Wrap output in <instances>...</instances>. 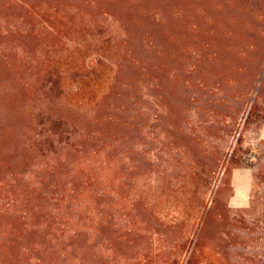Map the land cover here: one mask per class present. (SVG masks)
<instances>
[{"label": "rangeland", "instance_id": "obj_1", "mask_svg": "<svg viewBox=\"0 0 264 264\" xmlns=\"http://www.w3.org/2000/svg\"><path fill=\"white\" fill-rule=\"evenodd\" d=\"M25 1L33 7L0 0V241L19 246L0 264H27L19 251L32 264H186L200 236L202 264H264V45L242 56L251 42L208 33L219 25L199 8L175 16L183 36L173 45L174 1L146 0L149 16L167 4L163 53L142 49L147 19L129 52V15L105 0ZM123 83L128 91L114 87ZM256 94L247 164L228 182L227 157ZM87 133L98 141L81 148L101 146L114 162L92 193L75 196L70 169L84 153L69 142Z\"/></svg>", "mask_w": 264, "mask_h": 264}, {"label": "trees", "instance_id": "obj_2", "mask_svg": "<svg viewBox=\"0 0 264 264\" xmlns=\"http://www.w3.org/2000/svg\"><path fill=\"white\" fill-rule=\"evenodd\" d=\"M3 1L7 3V6L21 5L23 6V8L25 7L30 9L33 7L32 5L28 4V2H26L25 0H3ZM55 1L57 0H53V2ZM89 1H94V0H87V2ZM145 1L146 0H105V2L113 6V9H115L116 11L119 10L121 15H125V14L129 15L128 16L130 18L129 21L130 23L132 22L131 27L129 26L124 29V35L122 36L124 37L123 42L125 41L124 44H126L125 46L126 48H128L126 49L125 47H123L124 50L126 49L127 51H129L131 49L130 47L131 45H133L131 41L135 38L136 35L135 32H138L140 30V26L144 23V20L147 19L149 20L148 23L149 35L142 38V42L140 40L142 46L144 47V48L142 47V49L143 50L145 49L144 51H147V49H149L150 47H155V50H157L159 53L162 54L163 42L159 40L158 33L165 24L169 23V19H166L165 17V8L167 7V4L165 3L161 4V6L155 9L152 16H149L147 13L148 12L147 8L146 6H144L145 5L144 3H146ZM172 1H174L173 9H175V11L172 13L174 17L171 20V25L173 30V32L170 33L171 38L169 37V41L171 42V44L178 45V43H180L181 36H183L182 34H180V32H176V30L179 29L180 27V20L175 19V16L180 14L182 16L187 17L188 12L190 13L192 11L193 13H197L196 11L199 8L200 10H207V12L209 13V17L207 18L209 23H215L216 25L218 23V25L220 26V27L217 26L212 29H208L207 30L208 33L212 32L215 35H218L217 37H223L224 34H226L229 37L230 35L233 36L234 34L235 36H238V38L240 39L249 40V42H251L248 43V46L246 47L247 49L243 51L242 56L251 54L252 50L256 52L258 51L260 52L261 50H263L262 47L264 45V0H172ZM198 1H203L204 7L198 6L197 5ZM59 3L65 4V2H60V1ZM58 9L59 8H55V13L57 14L59 13L57 11ZM28 11L31 13V10L28 9ZM210 12L218 13L222 17V20L219 21L217 18L218 16L213 17L210 14ZM143 16L146 17L143 18ZM228 24L229 25L231 24L233 27L241 26L242 27L241 29L245 27L244 28L245 32H241L239 35L235 33L233 29L231 31V29L228 28L227 26ZM189 29H191L192 33H196L201 29V26L199 24L194 23L192 27H189ZM0 30H1V26H0ZM184 36L186 37L191 35L186 33ZM218 45L219 43L217 44L216 42L214 46L218 48ZM134 59L138 64H141L143 62V60H140L137 57H134ZM114 87L116 88L121 87L122 92L128 91L130 89L129 84L127 83L120 84L119 86L115 85ZM262 87H263V83L261 85V88ZM263 88L261 89L262 91L264 90ZM258 94H256V98L251 104V107L247 113V117L244 122L243 131L239 134L235 146L233 147L232 151L227 157V166H226L225 174L228 182L230 181V175L232 174L235 168H240L247 164L246 160H244L245 149H244L243 132L251 125V123H253L254 119L257 116L261 117L259 111L261 107L260 101L261 98L263 97L262 95L263 93L260 94V96ZM93 135L98 136V133L94 132ZM96 136H92L90 133H87L85 134V136L84 135L82 136L81 142H79V139L78 140L77 138L75 139V137L74 140H71L69 142L71 147L77 151L74 152L75 154L78 155L79 153L80 154L84 153V155L81 156V158L82 157L84 158L83 161H81L80 158H76L74 161H72L74 164L70 169V172L72 173V178H74L75 181L74 185L70 187V191H72L73 194H75V196H81L87 194V192H91V189H93L95 184H97L102 178V174L105 172V170H107V168H110V166L114 162V158L110 157L109 155H106L105 156L106 158L102 160L103 154L101 153L102 152L101 146H99L98 149L91 148L88 150H84L83 148H81L84 147V145L89 144V142L98 141V138ZM29 141H31V139ZM121 157L122 159L119 162L124 163L125 156L123 157L121 155ZM93 160H95V163ZM59 169L61 171V169H65V166L61 165ZM117 169L118 172L122 171L118 167ZM184 175L185 176L183 177H186L189 175V173L185 172ZM259 176L260 179L261 177L262 178L264 177V168L261 169L260 173L256 176V178L257 177L259 178ZM163 188L165 189V186H163ZM156 202H159V200L157 199ZM255 205H256V199L254 197V199H252L251 202V208L248 209L247 211H251L253 209L255 210ZM227 209L228 211H231L229 207H227ZM214 212H215V207H213L212 205L208 212L207 218L210 219L211 217H213ZM2 229L4 232L6 230H12L13 234L11 236L16 234V230L14 228H10V226H8L7 229L6 228H2ZM41 229L42 231L47 230L46 228L44 229L41 228ZM201 243H202V236L199 237L197 247L192 251L186 264L203 263V260H201L203 255V249L199 250ZM9 245H12L14 247L16 245L15 250L17 249V247H19L18 244H16L15 239H11L8 241L7 240L0 241V254L3 253L2 255H4V257L8 256L10 252ZM44 248H46L44 252H48L49 250H51L50 246L47 247L44 243H42L40 245V249L44 250ZM24 250L26 252H21V255L26 256L27 253L29 252V248L24 247ZM65 250L66 249L64 248L63 250L60 251L63 254ZM57 252L59 251L57 250ZM17 257L19 262L32 264V260H31L32 258L21 257L20 251L17 254ZM40 263L65 264V261H61L60 263L57 262L55 263L40 262ZM34 264H39V263H34Z\"/></svg>", "mask_w": 264, "mask_h": 264}]
</instances>
